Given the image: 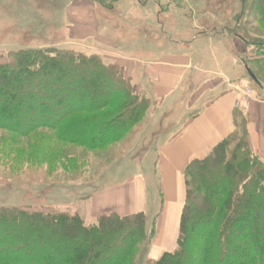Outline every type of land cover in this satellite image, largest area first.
Returning a JSON list of instances; mask_svg holds the SVG:
<instances>
[{"label": "trees", "instance_id": "1", "mask_svg": "<svg viewBox=\"0 0 264 264\" xmlns=\"http://www.w3.org/2000/svg\"><path fill=\"white\" fill-rule=\"evenodd\" d=\"M252 4L264 21V0ZM235 30L264 52V41ZM14 55L0 64V130L26 136L48 127L101 148L122 139L150 106L124 67L98 54L50 47ZM234 120V132L186 168L176 249L146 264H264V161L251 147L247 115L236 109ZM147 220L144 212H107L86 226L76 213L3 206L0 264H136L155 233Z\"/></svg>", "mask_w": 264, "mask_h": 264}, {"label": "crops", "instance_id": "2", "mask_svg": "<svg viewBox=\"0 0 264 264\" xmlns=\"http://www.w3.org/2000/svg\"><path fill=\"white\" fill-rule=\"evenodd\" d=\"M117 1L118 8L110 11L102 1L74 0L70 6L73 25L69 38L73 42L89 38V47L101 50L99 54L109 62L123 66L126 76L132 78L134 91L151 99L145 116L131 131L134 139L129 150L134 152L143 146L148 133L167 132L163 138L161 134L157 136L158 153L147 176L92 191L89 209L93 217L107 212L146 213L155 228L147 255L158 259L178 245L189 162L206 157L234 132L236 109L247 115L251 147L264 160V55L249 61L259 64L261 76L255 73L262 82L260 86L248 76L243 59L251 47L232 34L217 14L209 13L216 18L214 22L206 13L175 21L172 18L179 8L177 0H136L139 14L153 7L156 16L134 18L127 15L128 0ZM154 2L161 9L158 14ZM108 17L114 20L113 27L135 28L133 36H120L116 43L109 39L99 29L101 19ZM110 24L108 20L103 26L109 30ZM148 29H153L160 40L149 37ZM248 89L250 95L246 93ZM197 106L200 108L191 115V109Z\"/></svg>", "mask_w": 264, "mask_h": 264}, {"label": "rangeland", "instance_id": "3", "mask_svg": "<svg viewBox=\"0 0 264 264\" xmlns=\"http://www.w3.org/2000/svg\"><path fill=\"white\" fill-rule=\"evenodd\" d=\"M73 1L0 0V64L14 59V53L19 49L44 50L50 47L70 49L85 55L98 54L104 58L99 54L101 50L89 47V38L82 42L70 40L69 30L73 25L70 6ZM98 1L104 2L110 11L119 6L117 0ZM172 1L175 0H169ZM254 1L177 0L179 8L175 10L172 19L177 21V18L188 17L191 20L193 15L206 13L214 22L216 18L209 13L217 14L216 17L222 24L226 22L225 24L229 25L232 34H235L236 29V32L244 34L250 41L262 42L264 21L251 6ZM125 2L129 9L128 16H150L149 18L155 19L153 7L148 8V13L139 14L136 0ZM154 4L158 14L161 9L157 3ZM163 18L162 16L161 20L164 22ZM108 20L111 21L109 30L103 26ZM108 20L101 19L99 29L113 42L116 43L120 36H133L135 28H116L115 25L112 26L114 20L109 17ZM187 24L189 26L188 22ZM147 33L149 37L160 40L153 29H148ZM195 33L198 34L199 31L195 30ZM169 35L177 39L174 33ZM261 46L250 45V51L244 55L246 65L254 68V71L250 68L252 72L260 73L259 64H250L249 61L258 60L262 56L264 52ZM112 48L116 49L114 46ZM39 56L42 58L41 54ZM105 61L109 62L107 59ZM136 64L138 67L139 63ZM248 76L251 78L249 74ZM134 81L137 83V78ZM199 108H192L190 114ZM132 130L133 128L122 139L101 148H89L71 142L70 139L63 140L58 131L48 127H41L26 136L0 130V207L14 206L26 207L29 210L76 213L86 226L98 224L100 215L93 217L89 209V193L101 188L127 184L139 175L147 176L158 153V146H155L157 136L161 134L163 138L167 132L148 133L143 146L132 152L129 150L134 139L131 136ZM151 141L153 144L150 145ZM151 192L149 186V199ZM146 228L150 231L153 223L147 220ZM149 245L143 243L140 247L141 256L136 260V264L147 263Z\"/></svg>", "mask_w": 264, "mask_h": 264}, {"label": "water", "instance_id": "4", "mask_svg": "<svg viewBox=\"0 0 264 264\" xmlns=\"http://www.w3.org/2000/svg\"><path fill=\"white\" fill-rule=\"evenodd\" d=\"M248 72H249L250 76L255 80V82H257L254 73L252 72V70L249 67H248Z\"/></svg>", "mask_w": 264, "mask_h": 264}, {"label": "built area", "instance_id": "5", "mask_svg": "<svg viewBox=\"0 0 264 264\" xmlns=\"http://www.w3.org/2000/svg\"><path fill=\"white\" fill-rule=\"evenodd\" d=\"M246 93H247L248 95H250L251 90H250V89L246 90Z\"/></svg>", "mask_w": 264, "mask_h": 264}]
</instances>
